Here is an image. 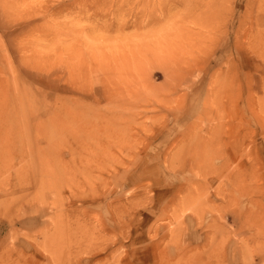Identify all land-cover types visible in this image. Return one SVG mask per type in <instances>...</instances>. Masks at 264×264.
I'll use <instances>...</instances> for the list:
<instances>
[{
  "label": "rangeland",
  "instance_id": "1",
  "mask_svg": "<svg viewBox=\"0 0 264 264\" xmlns=\"http://www.w3.org/2000/svg\"><path fill=\"white\" fill-rule=\"evenodd\" d=\"M153 258L264 264V0H0V264Z\"/></svg>",
  "mask_w": 264,
  "mask_h": 264
},
{
  "label": "bare ground",
  "instance_id": "2",
  "mask_svg": "<svg viewBox=\"0 0 264 264\" xmlns=\"http://www.w3.org/2000/svg\"><path fill=\"white\" fill-rule=\"evenodd\" d=\"M157 54L155 53V52H153V51H150V53H149V57H155ZM188 57H190L191 58V56H188ZM108 88H111L110 87V85H108ZM158 245H155L154 247H157ZM219 259L220 260H222V258L221 257H219ZM151 261H152V264H154L155 263V260H154V258L153 259H151ZM162 261H163V259H162ZM162 261L160 262V263H162ZM164 263H166V264H169L166 260H165V262H163L162 264H164Z\"/></svg>",
  "mask_w": 264,
  "mask_h": 264
}]
</instances>
